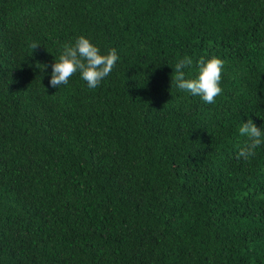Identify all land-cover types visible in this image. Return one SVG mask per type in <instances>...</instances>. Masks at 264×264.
<instances>
[{
    "label": "trees",
    "instance_id": "obj_1",
    "mask_svg": "<svg viewBox=\"0 0 264 264\" xmlns=\"http://www.w3.org/2000/svg\"><path fill=\"white\" fill-rule=\"evenodd\" d=\"M79 36L116 67L52 88ZM185 56L186 79L224 61L214 104L177 87ZM249 119L264 130V0H0V264H264Z\"/></svg>",
    "mask_w": 264,
    "mask_h": 264
},
{
    "label": "clouds",
    "instance_id": "obj_2",
    "mask_svg": "<svg viewBox=\"0 0 264 264\" xmlns=\"http://www.w3.org/2000/svg\"><path fill=\"white\" fill-rule=\"evenodd\" d=\"M39 45L33 43L36 49ZM120 57L115 48L107 54H101L100 49L84 36L75 39L74 44H64L58 61L51 66L52 74L49 84L52 88L68 85L69 80L79 73L89 89L98 88L102 81L112 73ZM198 63V76L194 79L185 78V69L193 64L192 58L185 56L174 65V79L177 87L199 96L206 104H214L216 97L222 95L220 86L224 61L213 57L207 61L200 58ZM39 65V64H38ZM43 65L42 68H47ZM47 91V90H46ZM239 135L247 138V143L239 149L238 160L249 161L256 155V149L264 145V130L258 128L251 119L239 128Z\"/></svg>",
    "mask_w": 264,
    "mask_h": 264
}]
</instances>
